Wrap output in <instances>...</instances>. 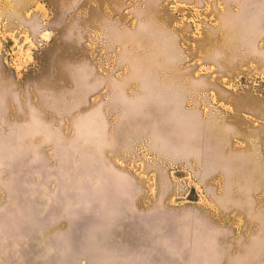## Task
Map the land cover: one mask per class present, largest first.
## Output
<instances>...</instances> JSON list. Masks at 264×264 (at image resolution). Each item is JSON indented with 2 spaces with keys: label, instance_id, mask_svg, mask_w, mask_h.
<instances>
[{
  "label": "rangeland",
  "instance_id": "rangeland-1",
  "mask_svg": "<svg viewBox=\"0 0 264 264\" xmlns=\"http://www.w3.org/2000/svg\"><path fill=\"white\" fill-rule=\"evenodd\" d=\"M0 264H264V0H0Z\"/></svg>",
  "mask_w": 264,
  "mask_h": 264
}]
</instances>
